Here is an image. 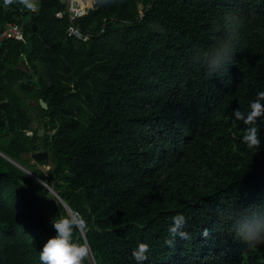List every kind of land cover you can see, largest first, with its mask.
I'll list each match as a JSON object with an SVG mask.
<instances>
[{
	"label": "trees",
	"instance_id": "16d2710c",
	"mask_svg": "<svg viewBox=\"0 0 264 264\" xmlns=\"http://www.w3.org/2000/svg\"><path fill=\"white\" fill-rule=\"evenodd\" d=\"M77 1L87 12L73 23L87 41L68 36L61 0H39L37 12L0 0V34L18 23L26 37L0 51V105H12L0 110V264H40L53 218L71 217L9 158L83 217L74 240L90 245L95 264H136L139 243L150 245L145 264H264V245L248 250L218 213L264 204V119L257 151L232 116L264 91V0ZM227 12L259 31L242 27L235 62L207 77L196 52ZM40 129L53 134L44 140ZM43 150L47 174L25 160ZM177 213L192 239L168 247Z\"/></svg>",
	"mask_w": 264,
	"mask_h": 264
},
{
	"label": "clouds",
	"instance_id": "9594fccd",
	"mask_svg": "<svg viewBox=\"0 0 264 264\" xmlns=\"http://www.w3.org/2000/svg\"><path fill=\"white\" fill-rule=\"evenodd\" d=\"M117 0H94L95 6H107L116 4ZM5 7L14 4L31 12L38 11L39 0H3ZM250 26L259 31L253 18H244L235 12H227L212 30L215 36L211 46L204 52H196V63L203 67L207 77H222L228 72L229 67L235 62V56L239 45L241 28ZM235 121H242L247 127L244 129L242 142L249 150L259 151L262 145L260 129L257 121L264 119V91L256 93L255 98L249 104V111L240 109L232 113ZM44 183L42 187L44 188ZM223 222H226L235 237L246 245L248 250H254L264 245V204H252L248 207H232L230 205L218 209ZM56 235L49 238L40 250V264H84L90 255V245L74 240L77 231L86 228V221L79 214L73 217L60 216L52 220ZM187 218L182 213L172 217V223L168 227V237L164 243L168 247H175L177 238L190 241L191 234L186 230ZM207 230L204 236L207 238ZM150 245L139 243L132 251V257L136 264H145L149 259Z\"/></svg>",
	"mask_w": 264,
	"mask_h": 264
},
{
	"label": "water",
	"instance_id": "95a60500",
	"mask_svg": "<svg viewBox=\"0 0 264 264\" xmlns=\"http://www.w3.org/2000/svg\"><path fill=\"white\" fill-rule=\"evenodd\" d=\"M69 4H70V0H68L67 2V8L69 9ZM28 14V12H27ZM38 26L37 24L35 23L34 24V29L37 30ZM26 48L32 53L34 52V49H35V45H34V42L32 41H29L26 43ZM0 51L2 52L3 51V48H0ZM33 106H37V101H34L32 102ZM40 104H41V108L43 110H48V106L47 104H45L42 100L40 101ZM12 108V105L11 104H8V103H4V104H1L0 105V110L2 111H8ZM44 134V130L43 129H40L39 132H38V136L39 137H42ZM3 156L7 157L5 154L1 153ZM8 158V157H7ZM32 158L35 160V162H40V163H43L45 161H47V165L48 166H51L53 165V162L51 160V155L48 153V152H44V151H40V152H35L32 154ZM10 161H12L14 164H16L18 167L22 168L23 170L26 171L27 174H29L30 176H32L34 179H36L37 181H39L41 184L44 183L45 187H47V189L49 190V192L57 199L59 200L63 205L64 207L67 209V211L69 212V214L71 215V217H73V213L71 212V210L66 206V204L61 200V198L51 189V187L45 183L43 180H41L39 177H37L35 174H33L31 171H29L26 167L22 166L20 163L12 160L9 158ZM90 256H91V259H92V262L95 264V261L92 257V253L90 251Z\"/></svg>",
	"mask_w": 264,
	"mask_h": 264
},
{
	"label": "built area",
	"instance_id": "2783aa9c",
	"mask_svg": "<svg viewBox=\"0 0 264 264\" xmlns=\"http://www.w3.org/2000/svg\"><path fill=\"white\" fill-rule=\"evenodd\" d=\"M68 12L71 21V25L67 30L68 36L86 41L88 36L84 35L81 30L73 23L75 19L83 16L87 12L86 8H80L78 1L70 0ZM10 40L25 41V34L21 25L13 23L12 25H9L3 33L0 34V46Z\"/></svg>",
	"mask_w": 264,
	"mask_h": 264
},
{
	"label": "rangeland",
	"instance_id": "374dc122",
	"mask_svg": "<svg viewBox=\"0 0 264 264\" xmlns=\"http://www.w3.org/2000/svg\"><path fill=\"white\" fill-rule=\"evenodd\" d=\"M47 134H53V133H50V132H47ZM43 136H45V133L43 134ZM39 152V151H38ZM25 160L26 162L33 166V167H36V168H40L41 170H43V172L45 174H47L51 169L52 167L51 166H48V165H43V163H40V162H35V160L32 158V155H29V156H26L25 157ZM46 162V161H45Z\"/></svg>",
	"mask_w": 264,
	"mask_h": 264
},
{
	"label": "crops",
	"instance_id": "0c3cea01",
	"mask_svg": "<svg viewBox=\"0 0 264 264\" xmlns=\"http://www.w3.org/2000/svg\"><path fill=\"white\" fill-rule=\"evenodd\" d=\"M65 5H66V10H65V13L68 15V17H69V12H68V8H67V2H68V0H61ZM77 1V0H76ZM79 5H80V3H79ZM87 8V7H86ZM86 14V13H85ZM84 14V15H85ZM82 17V16H81ZM80 18V17H79ZM70 19V18H69ZM18 24V23H17ZM12 25V24H11ZM19 25H21V24H19ZM22 26V28H23V25H21ZM8 28V27H7ZM6 28V29H7ZM23 31H24V28H23ZM24 34H25V32H24ZM75 38V37H74ZM76 39H78V38H76ZM78 40H80V39H78ZM10 41H12V40H10ZM16 41H18V40H16ZM81 41H83V40H81ZM87 41V40H86ZM8 42V41H7ZM23 42V41H22ZM24 42H26V37H25V41ZM4 44V43H3ZM2 44V45H3ZM2 45L0 46V48L2 47ZM4 50V49H3ZM3 52V51H2Z\"/></svg>",
	"mask_w": 264,
	"mask_h": 264
},
{
	"label": "flooded vegetation",
	"instance_id": "af4514ba",
	"mask_svg": "<svg viewBox=\"0 0 264 264\" xmlns=\"http://www.w3.org/2000/svg\"><path fill=\"white\" fill-rule=\"evenodd\" d=\"M44 130V129H43ZM44 133L46 134L47 132L44 130ZM40 138H43L44 140L46 139L44 136H42V137H40ZM44 151V150H43ZM44 152H46V151H44ZM46 163H47V161H46Z\"/></svg>",
	"mask_w": 264,
	"mask_h": 264
}]
</instances>
